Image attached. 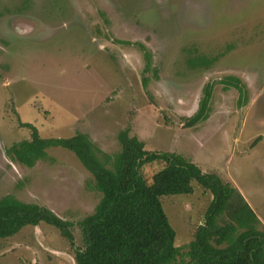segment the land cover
Returning a JSON list of instances; mask_svg holds the SVG:
<instances>
[{"label":"rangeland","instance_id":"374dc122","mask_svg":"<svg viewBox=\"0 0 264 264\" xmlns=\"http://www.w3.org/2000/svg\"><path fill=\"white\" fill-rule=\"evenodd\" d=\"M197 57L214 60L190 65ZM210 82L206 118L185 127ZM11 107L42 137L84 133L99 157L118 151L129 126L146 150L180 154L232 184L264 229V0H0V197L47 207L73 223L74 238L26 225L0 239V264H75V223L100 194L65 149L30 168L12 162L5 147L29 132ZM210 198L197 185L160 197L180 247L172 264H187Z\"/></svg>","mask_w":264,"mask_h":264},{"label":"trees","instance_id":"16d2710c","mask_svg":"<svg viewBox=\"0 0 264 264\" xmlns=\"http://www.w3.org/2000/svg\"><path fill=\"white\" fill-rule=\"evenodd\" d=\"M137 45L141 50L142 44ZM144 54L146 72L149 64L146 51ZM213 60L197 57L189 64L207 66ZM142 80L145 84L146 78ZM228 83L234 87L239 84L235 78ZM212 87L211 82L204 85L195 112L184 118L185 127L206 118ZM10 110L17 126L29 132L27 138L5 147V155L12 162L30 168L46 157L47 149H65L90 173L92 179L87 186L100 194L92 213L75 223L81 241V246L74 248L75 264H172L180 247L174 243L175 230L160 197L192 193L195 185L211 198L203 222L195 227L186 245L187 264H264L261 221L236 188L215 173L201 172L180 154L146 150L142 141L130 135L129 126L117 134L118 151L99 157L84 133L42 137L32 123L21 121L13 107ZM145 167L151 168L149 172H142ZM40 222L57 229L74 246L71 221L43 205L10 194L0 197V239Z\"/></svg>","mask_w":264,"mask_h":264}]
</instances>
